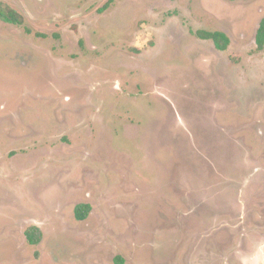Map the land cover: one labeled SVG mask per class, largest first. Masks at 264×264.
I'll list each match as a JSON object with an SVG mask.
<instances>
[{"label": "rangeland", "instance_id": "374dc122", "mask_svg": "<svg viewBox=\"0 0 264 264\" xmlns=\"http://www.w3.org/2000/svg\"><path fill=\"white\" fill-rule=\"evenodd\" d=\"M0 2V264H264V0Z\"/></svg>", "mask_w": 264, "mask_h": 264}, {"label": "trees", "instance_id": "16d2710c", "mask_svg": "<svg viewBox=\"0 0 264 264\" xmlns=\"http://www.w3.org/2000/svg\"><path fill=\"white\" fill-rule=\"evenodd\" d=\"M107 6L108 4L105 5V7ZM0 19L18 25L24 23V17L22 15H20L16 10L11 8L10 6L3 5L1 2H0ZM196 34L198 37L202 39L212 40L215 44V47L221 51L226 50L231 42L229 36L222 31L198 30ZM256 44L258 46V49L264 48V18L261 19V21L259 22L256 31ZM90 210H91L90 204L79 203L76 205L74 210L75 217L78 220H84L86 219ZM25 235L27 241L32 245L39 244L43 237V233L41 229L36 225H32L28 227L27 230L25 231Z\"/></svg>", "mask_w": 264, "mask_h": 264}]
</instances>
